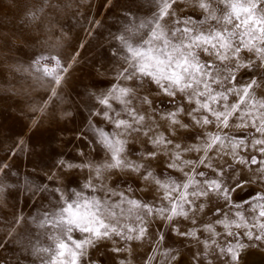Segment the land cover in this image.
I'll return each mask as SVG.
<instances>
[{
    "label": "snow or ice",
    "instance_id": "snow-or-ice-1",
    "mask_svg": "<svg viewBox=\"0 0 264 264\" xmlns=\"http://www.w3.org/2000/svg\"><path fill=\"white\" fill-rule=\"evenodd\" d=\"M185 2L152 0L148 18L132 17L114 37L117 82L90 97V116L99 118L88 120L90 146L102 156L59 161L61 169L88 172L80 190L45 185L32 193L51 191L54 199L31 224L19 216L9 225L6 235L20 225L30 234L17 249V264L28 257L40 264H85L90 249L115 239L143 240L149 222L157 220L184 239L200 242L208 234L198 264L212 259L247 264L248 250L264 248V191L253 190L247 216L224 211L239 208L235 197L246 187L264 185V93L257 97L255 91L264 88V0H187L194 14L180 15ZM48 8L55 11L50 4ZM28 15L32 22L40 21L46 15L43 2ZM242 52L254 58L242 57ZM69 67L55 55H40L30 65L37 81L52 85V101ZM134 136L144 142L130 151ZM6 169L0 166V174L6 175ZM114 175L132 183L125 180L124 188L119 179L109 184ZM6 190L0 183V193ZM137 191L150 193V199L138 198ZM209 203L213 206L206 211ZM209 213L215 219H201L199 229L181 231L174 223L196 226L197 217ZM164 238L163 233L156 237ZM182 246H168L164 264H182ZM87 264H93L90 257Z\"/></svg>",
    "mask_w": 264,
    "mask_h": 264
},
{
    "label": "rangeland",
    "instance_id": "rangeland-1",
    "mask_svg": "<svg viewBox=\"0 0 264 264\" xmlns=\"http://www.w3.org/2000/svg\"><path fill=\"white\" fill-rule=\"evenodd\" d=\"M43 2L46 15L38 22H32L28 15L33 5ZM55 11H51L48 5ZM152 0H0V166L7 165L6 175L0 174V183L6 191L0 193V264H17L21 256V242L27 243L24 226L17 227L12 235L9 225L16 217L29 221L38 217L54 199L51 191L32 193L37 188H61L68 192L80 190L88 172L66 170L59 167V161L79 163L85 159L99 160L100 149L93 151L90 146L88 120L98 122V117L90 116L93 110L92 94H99L116 81L120 62L113 55L118 44L114 39L123 32L132 17L145 19L150 16ZM180 15L194 14L187 0L181 4ZM198 17L199 14L195 13ZM40 55L58 56L62 64L70 65L54 101L48 91L52 85L40 82L31 74L30 65ZM242 57L254 58L252 53H241ZM258 63V61H257ZM259 73V69H254ZM247 81V76L243 78ZM257 97H262L264 88L256 89ZM264 98V97H262ZM47 101V103H46ZM157 107L161 105L157 104ZM165 109L167 106H163ZM100 126H105L102 123ZM144 138L133 137L130 151L142 147ZM191 142V141H189ZM17 145H21L18 147ZM84 152L85 156L79 153ZM52 179H48L49 176ZM119 179L120 188L132 183L127 177L114 175L107 182L113 184ZM135 179V178H133ZM136 188V184H132ZM253 190L264 191V185L253 183L236 195L239 208L228 211L230 216L241 211L249 213L247 201L252 200ZM138 198L150 199V193L136 192ZM213 198V203H214ZM207 204V208L212 207ZM250 218V217H249ZM196 226L188 221L174 223L181 231L191 227H202L199 221L209 222L215 217L201 214ZM172 226L162 221H150L145 239L138 241H105L97 249H90L89 257L93 264H164V252L170 245H181L183 258L191 264H198L197 254L202 251L203 241L208 237L203 233L200 242L184 239L171 231ZM217 231L223 233L221 226ZM161 233L164 240L156 239ZM221 235L219 243H224ZM120 248L119 253L113 248ZM261 252L264 248L248 250ZM211 257H209L210 259ZM40 264L34 257L21 258L19 264ZM207 264V260L205 261ZM211 264H217L212 259Z\"/></svg>",
    "mask_w": 264,
    "mask_h": 264
},
{
    "label": "bare ground",
    "instance_id": "bare-ground-1",
    "mask_svg": "<svg viewBox=\"0 0 264 264\" xmlns=\"http://www.w3.org/2000/svg\"><path fill=\"white\" fill-rule=\"evenodd\" d=\"M246 261L247 264H264V254H262L261 252L252 251L250 253H247ZM182 264H191V263L186 258H183Z\"/></svg>",
    "mask_w": 264,
    "mask_h": 264
}]
</instances>
